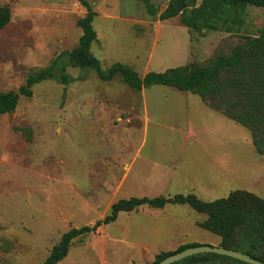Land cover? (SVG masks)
Masks as SVG:
<instances>
[{
  "label": "rangeland",
  "instance_id": "1",
  "mask_svg": "<svg viewBox=\"0 0 264 264\" xmlns=\"http://www.w3.org/2000/svg\"><path fill=\"white\" fill-rule=\"evenodd\" d=\"M88 1L97 12L91 51L105 71L122 63L143 77L194 62L208 66L264 39V7L241 8L214 30H191L179 15L160 18L170 0H153L156 15L140 0ZM0 5L11 12L0 30V92L18 90L78 45V20L87 11L80 0ZM66 71L68 82H38L14 112L0 115V264H42L65 232L93 225L123 198L214 201L236 190L264 198V153L257 147L264 151V113L246 92L232 85L206 97L166 85L138 90L120 74L105 81L93 67ZM237 75L243 89L258 90L264 62ZM221 77L223 86L232 75L223 70ZM207 217L189 203L121 211L116 221L75 238L57 264H152L181 245L220 246L219 235L198 225ZM197 264L242 263L209 255Z\"/></svg>",
  "mask_w": 264,
  "mask_h": 264
},
{
  "label": "trees",
  "instance_id": "2",
  "mask_svg": "<svg viewBox=\"0 0 264 264\" xmlns=\"http://www.w3.org/2000/svg\"><path fill=\"white\" fill-rule=\"evenodd\" d=\"M80 1L87 11L85 16L78 20V25L82 29L78 45L70 51L62 52L50 65L29 75L26 83L18 90L0 92V115L14 112L20 96H32V88L38 82L45 79H58L63 83L68 82L69 76L66 71L68 66L93 67L99 77L105 81L112 80L117 74H120L122 80L129 87L138 90L153 85H166L181 91H192L206 97L217 90L232 85L237 87L240 92H246L249 99L255 104L254 109L261 108L264 113V81L261 79L263 87L258 90L250 85L245 90L237 75L241 74L247 65L257 66V64L264 62V39L255 40L256 44L255 42L252 43L254 46L249 51L236 47L232 54L218 56L208 66L194 62L168 68L161 72L150 71L143 77L133 68L122 63H116L105 71L100 65V60L91 51L93 43L97 40V31L93 25L97 12L88 0ZM140 1L144 3L149 14L156 15L158 13V7L153 0ZM248 5L264 7V0H203L200 5H197V0H170L166 9L160 14V18L169 19L179 15L182 22L191 30H214L219 27L222 21L231 17L234 12L238 13L239 9ZM10 20V9L0 5V30ZM223 70L232 75V78H230L229 84L221 86L218 83L221 82ZM228 117L243 125H248L243 117L237 115H228ZM257 147L258 152L263 154L264 151L259 149V146ZM169 203H189L197 211L208 216L206 220L198 222V225L219 235L222 238L220 246L245 252L264 262V198L246 190H236L231 192L229 196L214 201H203L194 195L185 196L182 194L173 197L143 196L120 199L111 205L109 214L97 220L93 225H83L65 232L60 241L52 247L42 264H57L63 260L75 238L96 232L102 225L116 221L121 211L129 212L145 204L161 208ZM196 245L195 243L181 245L176 251L163 252L156 256L152 264L158 263L172 253ZM209 255L235 260L215 253H200L172 264H197ZM237 261L248 264L240 260Z\"/></svg>",
  "mask_w": 264,
  "mask_h": 264
},
{
  "label": "water",
  "instance_id": "3",
  "mask_svg": "<svg viewBox=\"0 0 264 264\" xmlns=\"http://www.w3.org/2000/svg\"><path fill=\"white\" fill-rule=\"evenodd\" d=\"M200 253H215L218 255L228 256L246 262L248 264H264L263 261H260L245 252L229 249L222 246H212V245H196L186 248L182 251L168 255L166 258H164L163 260L159 261L156 264H172L173 262Z\"/></svg>",
  "mask_w": 264,
  "mask_h": 264
},
{
  "label": "crops",
  "instance_id": "4",
  "mask_svg": "<svg viewBox=\"0 0 264 264\" xmlns=\"http://www.w3.org/2000/svg\"><path fill=\"white\" fill-rule=\"evenodd\" d=\"M213 112H216L215 110H213ZM190 131V130H189ZM195 147H200V148H202V147H207V146H203V145H201V144H198V145H196ZM203 150H205V151H208V148H202ZM140 150V151H139ZM140 152H141V148L140 149H138V156L140 155ZM138 156H137V158H138ZM150 161V160H149ZM222 166V165H221ZM132 167H133V165H132ZM132 169V168H131Z\"/></svg>",
  "mask_w": 264,
  "mask_h": 264
}]
</instances>
